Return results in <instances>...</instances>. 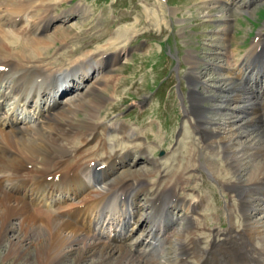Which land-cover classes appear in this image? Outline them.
<instances>
[{"label":"bare ground","instance_id":"bare-ground-1","mask_svg":"<svg viewBox=\"0 0 264 264\" xmlns=\"http://www.w3.org/2000/svg\"><path fill=\"white\" fill-rule=\"evenodd\" d=\"M202 1L236 4V0ZM251 1L243 0L240 5L245 7ZM47 2L0 0V264H264V160H257L241 173L242 147L232 139L242 133L241 127L231 126L230 137L225 138L218 128L208 131L203 127L206 107L192 103L187 111L196 117L194 122L188 117V122L202 126L206 146L216 147L215 142L222 140L219 151L232 168V179H225L216 175L209 157L202 155L206 164L197 162L201 167L209 166L210 175L235 201L225 206L228 228L193 223L197 208L214 210L216 203L207 201L204 194L196 195L197 201L181 198L184 180L180 173L171 172L159 180L152 177L155 170L138 176L126 169L113 177V168L131 151L126 146L118 152L103 140L100 133L109 127L96 120L99 105L94 97L101 85L109 82L103 72L116 64L124 46L113 52L101 51L97 59L94 55L71 59L65 66L53 67V61L39 60L55 38L62 40L68 35L59 27L53 35H45L48 27L65 22L66 15L75 11L55 15V9L46 7ZM43 5L45 10L37 12ZM21 21H26V27L18 35ZM257 42L253 41L243 62L238 58L219 66L230 100L242 103L238 110L254 113L259 105L250 100L252 96L261 97L258 103L264 108V95L252 87L264 77V60L259 61L258 56L263 44L254 48ZM261 56L264 59V50ZM187 58L190 68L195 69L197 57ZM246 65L251 67L249 72ZM100 69L104 71L96 77V85H87L62 105L54 95L44 97L63 81L64 88H79L92 71ZM198 78L190 76L192 83ZM245 78L252 81L250 91L235 82ZM190 90L192 95L200 94ZM29 104L31 111L26 107ZM79 111L87 115L74 123L73 116ZM119 129L125 126L119 124ZM132 133L129 136L133 139ZM91 140L96 141L95 152L85 148ZM249 146H256L259 152L264 149L257 142ZM140 148L132 145L135 151ZM140 194L146 199L139 200ZM233 217H238L239 224H234Z\"/></svg>","mask_w":264,"mask_h":264},{"label":"rangeland","instance_id":"rangeland-1","mask_svg":"<svg viewBox=\"0 0 264 264\" xmlns=\"http://www.w3.org/2000/svg\"><path fill=\"white\" fill-rule=\"evenodd\" d=\"M48 1L46 7L50 5L47 8L55 9V15L61 16L66 10L75 11L66 15L68 19L65 22L57 21L48 27L45 35H53L55 27L68 32V35L64 40L55 38L39 60L42 57L47 60L46 63L53 61V67H58L85 55H94L97 59L101 51L120 50L124 46L116 64L103 72L109 77V82L101 85L100 93L94 97V102L99 105L96 120L105 122L109 127L108 131L100 133L103 140L118 152H123L126 146L131 151L124 161L116 164L112 176L123 174L126 169L138 176L155 170L152 177L159 180H165L162 176L171 172L180 173L184 180L179 191L181 198L197 201L199 195L204 194L207 201L214 200L216 203L215 212L210 208L207 211L197 208L194 213L197 210L199 213L197 218L191 219L193 223L198 227L204 223L212 229L220 225V228H228L229 218L225 206L235 201L210 175L209 166L201 167L197 162L206 164L203 156L209 157L216 166V175L225 179H232V168L227 165L223 152L219 151L222 140L218 142L216 137H210L212 141H217L216 147L206 146V141L202 140V126H192L188 117L194 119L193 122L196 117L187 115V111L192 103L206 107L203 127L208 131L218 128L216 130L225 138L230 137L231 126L241 127L242 133L232 139L242 147L239 150L243 154L242 174L247 171L244 169L264 160V149L259 152L256 146H249L257 142L264 147V108L258 103L262 98L256 95L250 98L259 105L256 113L253 110H238L237 107L242 103L230 100L226 85L219 75V66H226L238 58H241L238 62L247 59L246 52H250L253 41L258 40L254 48L262 43L264 50V0H249L251 3L245 7L242 6L243 0L234 1L235 6L229 2H225L227 5L224 2L212 4L211 1L202 0ZM44 5L37 12L45 10ZM18 26L19 35L26 27V21H21ZM119 31L122 33L119 34ZM263 50L258 54L259 61L264 60L261 58ZM188 55L197 57L195 69L190 68ZM246 66L247 72L250 71L251 67ZM102 71H94L88 83L85 81L81 88L73 87L61 96V105L69 97L82 92L87 85H96V77L101 76ZM191 74L199 77L197 83H192ZM235 82L238 83L239 79ZM247 82L243 79L241 89L248 86ZM261 84H264L263 77ZM256 86L258 89V82ZM191 88L201 95H192ZM86 115L85 111L75 113L73 122L84 120ZM119 124L125 129L120 130ZM131 133L133 139L129 136ZM95 142L91 140L85 148H92L91 151L95 152ZM134 144L141 148L133 150ZM196 149L199 156L194 154ZM144 199L143 194H140L139 200ZM233 222L239 224L238 217H233ZM140 226L142 228L143 225ZM148 251L144 252L146 256ZM7 264H12V261Z\"/></svg>","mask_w":264,"mask_h":264}]
</instances>
